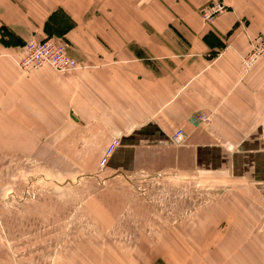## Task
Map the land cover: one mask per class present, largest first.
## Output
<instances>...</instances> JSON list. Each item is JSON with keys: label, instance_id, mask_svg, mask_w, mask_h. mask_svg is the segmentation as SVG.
<instances>
[{"label": "crops", "instance_id": "crops-1", "mask_svg": "<svg viewBox=\"0 0 264 264\" xmlns=\"http://www.w3.org/2000/svg\"><path fill=\"white\" fill-rule=\"evenodd\" d=\"M213 1L0 0V148L5 154L15 148L17 160L34 158L32 148L52 154L66 148V164L71 148H84L81 156L89 150L96 168L118 142L107 173L161 169L175 152L190 157L192 166L203 162L229 177L264 181V58L249 67L243 63L251 40L264 34V0H221L227 10L208 22L202 12ZM49 37L67 44L79 65L74 73L20 69L24 44ZM196 114L209 116V122H194ZM180 129L188 137L175 142ZM52 197L46 198L47 211ZM123 200L112 189L91 195L79 210L76 231L83 240L61 248L115 247L109 234L117 228ZM253 214L244 208L202 213L212 216L209 225L220 223L215 216L229 223H223L222 240L203 242L201 260L264 264V234L249 219ZM70 215L67 204H53L45 213L64 232ZM34 245L0 239V264H13L6 249ZM68 259L53 264L72 263ZM99 263L107 262L79 256L72 264Z\"/></svg>", "mask_w": 264, "mask_h": 264}, {"label": "rangeland", "instance_id": "rangeland-1", "mask_svg": "<svg viewBox=\"0 0 264 264\" xmlns=\"http://www.w3.org/2000/svg\"><path fill=\"white\" fill-rule=\"evenodd\" d=\"M197 115L208 117V121L194 120ZM209 119L205 114L193 116L197 123H208ZM184 134L178 141L187 139L185 131ZM6 149L12 153L5 154V148H0V214H3L0 215V239L36 244L31 248L6 249L13 264H53L57 258H69L73 263L79 256L103 257L110 264H219L216 260H201L202 251L206 249L200 248L205 246L203 242L213 244L222 240L227 232L223 223H229L228 217L215 216L220 223L214 226L206 222L212 216L202 215L217 208L255 210L256 214L249 219L254 220L264 234L263 180L254 182L229 177L209 170L203 162L192 166L190 157L181 158V153L175 152L169 154L167 164H162L161 169L107 173V163L101 164L103 156L99 165L92 168L91 152L80 154L84 148H71L67 164L62 159L66 148H55L54 154L48 153L47 148H32L34 158L31 160L30 156L17 160L15 148ZM52 164L54 168L48 166ZM63 164L69 166L64 168ZM81 164L84 167H80ZM110 189L124 198L117 228L109 234L116 246L61 248L64 243L74 246L76 240L77 244L83 240L84 234L76 231L81 219L79 210L85 208L91 195ZM50 196L53 197L48 211L53 204L65 207L67 204L71 210L67 229L72 228V232L62 231L61 224H53L52 219L45 216L48 212L46 198ZM39 200L44 203L38 207ZM37 211L39 213L29 216L30 212ZM5 225L14 226L12 232H4Z\"/></svg>", "mask_w": 264, "mask_h": 264}, {"label": "built area", "instance_id": "built-area-1", "mask_svg": "<svg viewBox=\"0 0 264 264\" xmlns=\"http://www.w3.org/2000/svg\"><path fill=\"white\" fill-rule=\"evenodd\" d=\"M226 10L227 7L221 1H215L203 12V17L206 21L212 22ZM260 57H264V35H259L252 40L251 52L244 58V63L246 66H251ZM17 64L23 72L51 67L56 72L65 75H70L79 68L77 60L68 54L67 44L57 37H49L40 41L29 40L22 47ZM194 120L208 121V117L197 115ZM184 137V131L180 129L174 134L173 140H182ZM117 145L118 142H113L108 146L101 161L102 165L107 163Z\"/></svg>", "mask_w": 264, "mask_h": 264}]
</instances>
